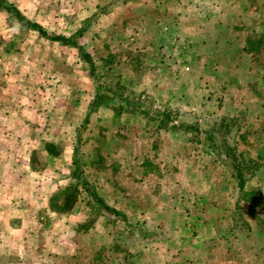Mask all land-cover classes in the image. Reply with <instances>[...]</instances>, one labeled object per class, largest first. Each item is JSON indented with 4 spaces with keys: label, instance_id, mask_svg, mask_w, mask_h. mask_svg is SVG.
I'll use <instances>...</instances> for the list:
<instances>
[{
    "label": "rangeland",
    "instance_id": "1",
    "mask_svg": "<svg viewBox=\"0 0 264 264\" xmlns=\"http://www.w3.org/2000/svg\"><path fill=\"white\" fill-rule=\"evenodd\" d=\"M259 4V11H250L248 18L241 10L230 17L229 11L226 17L209 16L203 0L23 4L29 15L37 13L51 31L68 34L85 27L78 39L93 57L96 80L85 63L75 62V49L48 45L35 31L19 33L24 40L41 44V52L46 53L38 57L47 60L37 68L43 81L35 88V98L44 106L56 100L52 125L59 147L73 157L76 146L85 179L108 204L127 215L123 220L98 210L78 185L77 200L65 218L67 225L57 231L50 253L34 254L28 264L264 262V227L256 224L254 231L247 232L242 222L233 224L231 211L238 192L229 172L208 152L204 132L192 135L169 124L166 129L157 127L149 120L152 111L164 107L174 109L171 123L197 121L200 128L220 116H234L237 123L228 139L239 140L237 126L246 124L244 142L238 146L256 155L257 145L264 143L261 132L254 131L261 128L264 135V117L259 118L257 105H251L255 88L264 101V30L253 28L264 21V1ZM3 17L0 14V20ZM173 36L189 37L195 53L184 55ZM256 44L259 47L249 54L241 50ZM26 77L29 84L35 81ZM96 87L98 103L109 109L100 110L98 105L84 120ZM245 107L246 113H237ZM142 110H148L146 116ZM70 167L65 168L67 177L60 187L75 181ZM247 219L254 220L245 213ZM74 221L72 230L69 225ZM230 225L233 230L225 236ZM209 243L210 248L204 249ZM20 254L0 253V264H20Z\"/></svg>",
    "mask_w": 264,
    "mask_h": 264
},
{
    "label": "crops",
    "instance_id": "2",
    "mask_svg": "<svg viewBox=\"0 0 264 264\" xmlns=\"http://www.w3.org/2000/svg\"><path fill=\"white\" fill-rule=\"evenodd\" d=\"M8 1L14 2L26 17L42 24L48 32L69 35L76 30L68 34L57 29L51 31L37 17V13L29 15L23 9V4L37 0ZM203 1L207 4L205 13L209 16L226 17V12L229 11L230 17L241 10L243 17L248 18L251 16L250 11H259V3L264 0ZM0 14L4 15L3 20H0V253H21L19 263L28 264L26 261L31 260L32 255L50 253L51 243L57 241V231L67 225L65 218L71 212L62 211L55 206L53 195L64 182L62 178L67 177L65 168L72 164V157H68L62 146L59 147L57 136L54 135L56 129L52 125V115L56 111V100L54 105L49 103V106L36 102L35 88L43 81V78L39 80L37 68L42 61L47 60L38 58L43 54L41 44L24 40L19 31H35L39 37L48 40V45L73 48L76 52L77 49L41 36L37 30L11 19L12 16L1 8ZM219 25L226 26L223 23ZM253 28L262 32L264 21L253 25ZM54 59L57 57L54 56ZM74 60L83 63L78 53ZM26 75H30L35 81L27 83ZM38 80V84L34 86ZM92 96L93 92L90 98ZM89 102L88 100L86 104L87 111ZM97 108L106 111L109 109L102 103ZM47 142L53 143L56 148L48 150L45 146ZM65 162L67 165H63ZM75 223L76 221L69 225L72 230Z\"/></svg>",
    "mask_w": 264,
    "mask_h": 264
},
{
    "label": "trees",
    "instance_id": "3",
    "mask_svg": "<svg viewBox=\"0 0 264 264\" xmlns=\"http://www.w3.org/2000/svg\"><path fill=\"white\" fill-rule=\"evenodd\" d=\"M0 8L4 10L9 16H13L20 24L31 27L38 31L41 36L47 37L52 40H57L62 44H69L75 46L77 49V53L80 59L85 63V68L87 69L90 77L93 80H96L94 77L95 74V63L93 61V57L91 53L87 50L84 43L80 42L78 37L81 36L84 32L85 27L77 28L73 33L70 35H65L62 33H52L48 32L40 23L37 21H33L26 17L20 9L13 3L8 0H0ZM173 38H176L173 36ZM173 41H178L181 51L184 52V55L188 56L190 53H195L193 50L194 45L193 41L189 39V37H185L183 40L180 38L173 39ZM192 41V42H190ZM248 41L252 42V39ZM259 47V44L254 45L252 48L244 45L242 46L241 50L250 53L253 48ZM186 53V54H185ZM98 86V85H97ZM251 87V86H250ZM97 90L94 92L91 101L89 103V109L87 114L84 117V120L89 118V115L93 108L100 105L98 103V98L100 93ZM252 88V87H251ZM256 93H254L255 100H252L251 105H257L256 111L257 116L259 118L264 117V101L261 102L260 94L258 89L255 88ZM254 91V90H253ZM249 104V103H248ZM121 107V106H120ZM120 107L118 110L115 111L117 114L120 113ZM117 108V107H114ZM249 108V106H247ZM245 109V110H244ZM244 109H240L237 113H246V107ZM174 109H170L168 107H164L162 109H155L152 111L151 115L149 116V120L155 122L157 127L167 128H177L181 127L183 130L190 131L194 133L204 132V141L207 143L208 151L214 157V161L219 165L223 166L228 172L231 179L233 186L236 188L238 192V196L236 197L235 208L231 211L232 219L234 220L233 224H236L237 221L242 222L245 224L246 231H254V227L257 224L260 227H264V143H260L257 145L256 155H250L247 151L243 149H239L238 145H242L245 138V133L248 130L246 127L247 125L238 124L237 130L239 132L237 135L239 136V140L234 139L230 141L227 136L233 124H236L235 117H229L227 115L220 116L219 118L213 119L208 127L200 128L197 121L195 122H184L180 121L179 123H171L175 120L173 114ZM259 110V111H258ZM143 114L146 116L148 110H142ZM171 123V124H170ZM255 132H261V137L264 138L262 135L263 130L261 128L255 129ZM219 134V139L218 135ZM46 148L48 150H54L56 147L53 143L47 142ZM58 152V150H56ZM55 151V152H56ZM78 148L75 146L73 149V157H72V164L71 174L74 178V182L72 184L67 185V187H60L59 190L53 195L55 199V206H57L62 211H70L73 208L75 201L77 200L76 192L77 186L80 185L81 189L86 192V194L93 199L96 203L98 210L101 209L104 212L113 214L114 216H120L123 220H127V215L124 211L111 206L108 204L103 197L96 189H93L87 179L83 176V164L80 155H77ZM220 168V167H219ZM221 169V168H220ZM228 179V180H229ZM69 189V190H68ZM245 213L251 215L254 219L253 221H249L248 219L245 220ZM199 215V214H198ZM233 225L228 227L227 234L232 232ZM225 233L220 234L222 236ZM209 245H205L204 249L208 250L210 248ZM260 264H264L260 263Z\"/></svg>",
    "mask_w": 264,
    "mask_h": 264
}]
</instances>
